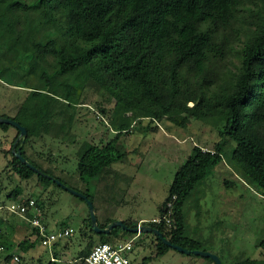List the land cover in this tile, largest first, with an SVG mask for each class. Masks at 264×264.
Returning a JSON list of instances; mask_svg holds the SVG:
<instances>
[{
    "label": "trees",
    "instance_id": "trees-1",
    "mask_svg": "<svg viewBox=\"0 0 264 264\" xmlns=\"http://www.w3.org/2000/svg\"><path fill=\"white\" fill-rule=\"evenodd\" d=\"M6 5L5 14L0 16V78L29 88L32 98L29 96L25 104L41 116L42 124L48 125L60 109L81 103L83 89L76 88L80 85L77 80L64 85V96L49 91L53 74L74 76L80 68L121 105L124 116L116 136L129 131L137 119L162 120L172 110L222 122L215 147L195 145L175 174L160 207L162 214L167 203L173 201V225L167 229L164 222L153 220L143 224L160 229L173 243L199 249V243L185 235L182 206L198 182L223 161L229 138L235 141L231 157L234 169L241 177L252 180L264 197V0H0V8ZM33 7L41 8L44 20L26 14ZM53 32L56 35L52 36ZM230 51H235L238 58L232 65L226 63ZM3 116L20 121L16 116ZM12 126L0 123L5 131ZM27 128L28 135L24 142L22 138L17 142L16 148L21 147L31 163L56 176L29 157L25 143L37 132ZM16 129L13 143L20 135ZM116 139L92 143L83 152L77 167L82 178L97 176L119 160ZM8 151L12 156L8 166L15 175L29 179L37 174L42 181L57 184L23 162L12 148ZM83 192L93 200L89 191ZM21 194L22 188L17 186L9 198L18 199ZM35 200L43 209V201L38 197ZM12 214L16 218L10 222L0 217V241L5 246V252L0 254L2 264H16V247L28 253L40 244L39 232L30 229L23 240L17 241L15 227L26 223ZM111 221L99 225L106 227ZM87 222L89 234L80 228L79 235L74 232L66 242L58 240L54 245L56 260L47 264H83L97 245V237L99 243L115 244L125 235L138 234L119 226L109 233L98 232L90 215ZM124 222L128 226L139 224ZM5 226L9 233H5ZM81 235L88 236L83 248ZM155 239V253L142 261L134 257L138 264H147L173 249L158 235ZM74 245L78 246L76 254L67 258L65 251Z\"/></svg>",
    "mask_w": 264,
    "mask_h": 264
},
{
    "label": "rangeland",
    "instance_id": "rangeland-1",
    "mask_svg": "<svg viewBox=\"0 0 264 264\" xmlns=\"http://www.w3.org/2000/svg\"><path fill=\"white\" fill-rule=\"evenodd\" d=\"M7 8V5L0 8V16ZM26 12L44 20L39 7ZM41 33L44 35L46 31ZM236 46H239L238 42ZM237 60L235 51H232L226 63L232 65V61ZM35 70L36 67L32 66L31 71ZM51 80L49 91L62 96L65 95L64 85L77 80L80 85L76 88L83 89L81 103L73 108L60 109L45 125L41 116L25 104L29 96L30 100L32 98L29 88L0 78V115L16 116L37 132L25 143L29 157L62 178L70 187L89 191L100 223L109 220L138 221L141 218L150 221L160 217L161 204L169 193L175 174L194 152V146L213 149L221 137L222 122L219 119L188 117L179 110H172L162 120L150 117L137 119L129 131L116 136L124 116L123 109L113 96L89 78L84 68L74 76L55 73ZM127 120L125 118L124 122ZM16 135L15 126L8 131L0 127V204H7L10 192L20 186V197L33 196L43 201L42 216L51 228H73V233L61 243L71 239L75 233L79 235L80 228L89 234L87 218L90 209L84 199L55 182L48 184L42 181L37 174L24 179L11 171L8 160L12 156L8 150H13ZM114 137H117L115 147L119 160L97 176L82 178L77 168L79 157L92 143H105ZM234 146L235 141L229 138L223 161L199 181L186 198L182 206L185 235L197 241L199 249L219 254L223 264H260L264 259V197L252 180L241 177L234 169L231 163ZM0 217L9 222L16 218L5 208L0 210ZM7 220L5 225H8ZM5 227V233H9V227ZM28 229L23 223L16 225L17 241L23 240ZM145 233L134 240L137 261L155 253L156 234L146 236ZM131 237L127 236L128 239ZM79 239L83 248L88 236L81 235ZM96 241V244L100 242L99 237ZM74 242L78 244L77 240ZM77 249L76 245L66 249V257L74 256ZM15 250L29 264H47L51 258V251L41 244L28 253L19 247ZM208 260L200 254L173 248L147 264H209ZM3 261L0 255V264Z\"/></svg>",
    "mask_w": 264,
    "mask_h": 264
},
{
    "label": "built area",
    "instance_id": "built-area-1",
    "mask_svg": "<svg viewBox=\"0 0 264 264\" xmlns=\"http://www.w3.org/2000/svg\"><path fill=\"white\" fill-rule=\"evenodd\" d=\"M176 195L173 196V199ZM7 209L11 213L17 214L25 221L30 230H37L40 235V244L51 251L50 260H56L53 253L54 245L58 240H64L73 233V228L64 226L59 228H51L42 216V208L39 206L35 198L19 197L10 200L7 204H0V210ZM173 201L167 203L165 212L160 217L154 218L153 221L164 222L167 226L173 225L172 214ZM142 223H139V225ZM3 230L0 228V238ZM139 233L129 239L119 240L117 243H99L84 258L83 264H138L132 257L134 250V240ZM5 252V246L0 241V253ZM13 260L16 264H28L22 255L15 253ZM71 262V260H69ZM75 262L81 259H75Z\"/></svg>",
    "mask_w": 264,
    "mask_h": 264
},
{
    "label": "water",
    "instance_id": "water-1",
    "mask_svg": "<svg viewBox=\"0 0 264 264\" xmlns=\"http://www.w3.org/2000/svg\"><path fill=\"white\" fill-rule=\"evenodd\" d=\"M0 123H10L13 126H15L16 128H18L20 130V135L19 137L16 139L15 143H14V147H13V152H15L17 154L18 157L21 158V160L23 162H26L28 165L31 166V168H33L37 173L44 175V176H48L50 178H52L54 181L57 182L58 185L62 186L63 188L71 191L72 193L80 196L81 198L85 199L86 202L89 205V209H90V216L92 219V224L95 228L96 231L98 232H104V233H109L112 229L116 228V227H122L123 229L132 231V232H136V233H141V232H152L155 233L156 235H158L166 244L170 245L172 248H175L179 251L185 252V253H196V254H200L204 257H210L214 260L215 264H223L222 258L220 257L219 254L208 251V250H203V249H190L188 247H185L183 245L177 244V243H173L169 238H167L164 233L154 227L151 224H138L137 226H128L124 220H114L110 223L107 224L106 227H101L99 225L98 222V217H97V213H96V209H95V205L92 199L89 198V196L84 193L83 191H79L73 187H70L67 183L63 182L61 179L57 178L56 176H53L52 174L46 173L44 170H42L41 168L37 167L36 165H34L33 163H31L23 154H22V149L21 147L16 148V144L17 142L22 138L23 142L26 138V136L28 135V128L27 126H25L24 124H22L20 121L11 118V117H7V116H1L0 115Z\"/></svg>",
    "mask_w": 264,
    "mask_h": 264
},
{
    "label": "crops",
    "instance_id": "crops-1",
    "mask_svg": "<svg viewBox=\"0 0 264 264\" xmlns=\"http://www.w3.org/2000/svg\"><path fill=\"white\" fill-rule=\"evenodd\" d=\"M144 220H145V218H141V219L138 220V222L143 224ZM119 232H120V228H119V230H118V228H117V229H116V233H119ZM127 236H129V235H125V238H123V240H124V239H128ZM139 236H141V235H138L137 237H139ZM137 237H136V238H137ZM136 256H137V255H135V254H134V251H133V253H132V257H133V258H134V257L136 258ZM136 260H137V259H136ZM209 264H213V263H209Z\"/></svg>",
    "mask_w": 264,
    "mask_h": 264
}]
</instances>
